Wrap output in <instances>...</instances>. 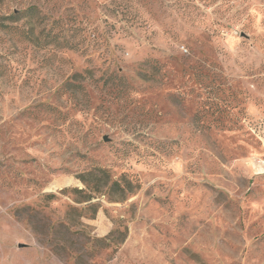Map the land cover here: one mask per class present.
I'll use <instances>...</instances> for the list:
<instances>
[{
    "label": "rangeland",
    "instance_id": "rangeland-1",
    "mask_svg": "<svg viewBox=\"0 0 264 264\" xmlns=\"http://www.w3.org/2000/svg\"><path fill=\"white\" fill-rule=\"evenodd\" d=\"M0 23V264H264V0Z\"/></svg>",
    "mask_w": 264,
    "mask_h": 264
},
{
    "label": "trees",
    "instance_id": "trees-1",
    "mask_svg": "<svg viewBox=\"0 0 264 264\" xmlns=\"http://www.w3.org/2000/svg\"><path fill=\"white\" fill-rule=\"evenodd\" d=\"M31 9H32L31 7H28L26 9L22 10V12L21 11H14L10 14V16L14 17L15 19H18L19 14L23 13L22 15H28L30 13ZM2 25H3V23H0V26H2ZM63 47L68 48V49H74L76 46L65 43V44H63Z\"/></svg>",
    "mask_w": 264,
    "mask_h": 264
}]
</instances>
